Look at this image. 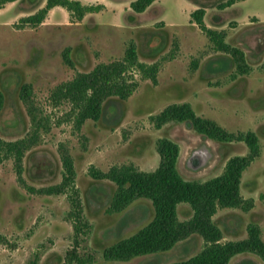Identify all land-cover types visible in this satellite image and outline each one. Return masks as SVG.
<instances>
[{
    "label": "rangeland",
    "instance_id": "rangeland-1",
    "mask_svg": "<svg viewBox=\"0 0 264 264\" xmlns=\"http://www.w3.org/2000/svg\"><path fill=\"white\" fill-rule=\"evenodd\" d=\"M31 1L21 0L15 7L0 9V92L4 95L0 138L4 141L21 139L29 129L19 99L24 84L32 86L37 105L51 116H59L62 109L52 110L48 97L54 87L72 79L76 72H88L98 63L122 59L130 44L141 62L161 63L158 86L142 81L126 102L109 100L107 113L109 106L123 112L116 132L104 130L107 128L101 120L86 122L80 134L73 133L69 125L53 126L42 137L40 146L24 158L23 179L28 186L36 189L53 186L62 179L59 145L68 148L83 214L91 225L88 242L78 251L91 255L93 264H167L184 258L181 252H173L164 254L165 257L142 256L129 262L103 260L106 248L136 234L152 221L154 210L149 201L140 199L123 215L107 214L113 188L107 181H95L88 175L90 166L103 171L95 161H101L105 170L110 161H127L113 166L133 165L140 170L128 161H152L156 152L152 139L157 136L179 142L181 161L201 148L206 153L197 160L208 161L212 156L211 161H224L247 154L242 142L203 140L183 123H169L161 130L154 129L150 123L149 117L159 114L172 100L189 99L193 88L204 80L210 82L213 102L206 110L207 116L202 117L231 134L251 131L257 135L261 153L246 170L244 180L256 193H264V0H249L223 11L217 5L226 0H191L197 4L196 9L201 7L207 12L205 24L223 29L226 43L243 53V62L237 64L230 55L213 50L204 34L190 24L189 7L183 0H159L134 22L128 16L129 3L134 0H110L108 13L94 15L82 25L58 8L48 14L41 26L21 27L15 9L19 7L25 16L30 15L42 5V0L36 4ZM76 1L97 5L98 0ZM215 15L221 16L220 22L212 20ZM66 52L72 66L64 62ZM172 55L174 59L168 61ZM186 82L194 87L186 86ZM261 203L264 205V200ZM68 209L64 196L27 193L16 180L12 160L0 164V235L6 240V244H0V264H31L36 257L37 264H62L73 247L72 226L66 220ZM263 210L264 207L260 209ZM121 219L125 224L118 237Z\"/></svg>",
    "mask_w": 264,
    "mask_h": 264
},
{
    "label": "trees",
    "instance_id": "trees-1",
    "mask_svg": "<svg viewBox=\"0 0 264 264\" xmlns=\"http://www.w3.org/2000/svg\"><path fill=\"white\" fill-rule=\"evenodd\" d=\"M20 0H0V9L7 4ZM157 0H134L130 3L132 22L144 13ZM245 0H226L217 5L223 11ZM37 0L31 1L36 4ZM54 8L65 10L70 19L82 21L87 14L101 12L103 5H83L76 0H45L43 7L34 13L19 19L21 27L36 28L46 20ZM205 9L199 7L190 14V23L194 24L207 38L216 52L230 55L237 64L244 60L243 53L226 43L225 31L208 28L204 22ZM212 20L220 22L221 16L215 15ZM68 66L72 63L63 54ZM173 55L167 60H173ZM161 69L158 61L144 63L139 60L133 44H130L119 60L98 63L88 72H76L72 79L60 83L48 97V106L52 110L62 109L59 116H51L33 98V88L24 84L19 90V99L23 104L29 121V129L24 137L15 141H4L0 138V164L13 161V170L18 184L27 193L37 196H64L68 203L66 220L73 230V247L67 251L62 264H93L91 255L81 254L78 250L88 242L91 225L83 214V206L79 190L76 187V171L73 158L65 145L58 148L62 179L57 185L34 188L28 186L23 179V161L28 152L40 146L42 137L48 134L53 126L69 125L75 134H80L88 121H100L108 129L117 128L123 119V112L110 105L111 98L126 102L139 88L140 82L149 81L157 84ZM244 73V69L238 66ZM4 107V95L0 92V113ZM149 121L156 130L169 123L186 124L198 135L218 143L242 142L248 152L244 156L229 158L223 172L218 177L205 182H188L181 178L176 169L179 147L173 141L163 138L155 143L159 156V165L152 172H142L133 165L113 166L103 172L90 166L88 175L95 181H107L116 187L107 214H118L127 209L133 202L148 200L154 210L151 222L141 228L133 236L120 240L106 248L102 258L106 262H129L142 256L157 255L168 252L179 242L193 235L203 240L202 250L185 261L172 264H229L230 260L240 254H253L264 264V242L260 228L255 224L247 227V238L236 242L222 243V233L213 223L212 217L218 210L240 209L250 211L253 201L245 200L240 195L242 174L260 156L259 139L254 132L231 134L212 120L199 117L187 103L170 104L159 114L150 116ZM264 199V195L260 197ZM187 204L192 210L189 220L180 222L176 208ZM0 244H6L0 235ZM31 264H37V257Z\"/></svg>",
    "mask_w": 264,
    "mask_h": 264
},
{
    "label": "crops",
    "instance_id": "crops-1",
    "mask_svg": "<svg viewBox=\"0 0 264 264\" xmlns=\"http://www.w3.org/2000/svg\"><path fill=\"white\" fill-rule=\"evenodd\" d=\"M157 1H159V0H157ZM157 1H155L148 9H150L152 6H154ZM183 1H184L183 4H187V6L189 7L187 9V13L189 15V22H190V14L192 12H194L198 6L196 3H194L191 0H183ZM248 1L249 0H245L243 2L237 3V4L233 5L230 8H227V9L234 8L238 4H244ZM20 2H21V0L14 2V3H11V4H7L5 7L6 8H8V6H14L15 7ZM110 2H111L110 0H98V1H96L95 4L103 5L104 9L97 14H87L82 19V21H80L76 24L82 25V24H84V22L87 19L92 18V16H94V15H101L104 12L108 13L109 12L108 5H110ZM112 3L118 4V2H112ZM130 3H129V5H130ZM44 4H45V0H42L41 7ZM83 5H92V4L83 3ZM118 5H120V4H118ZM118 5H116V6H118ZM56 9H58V8H54L51 11L56 10ZM15 10L17 11V13H15L16 18L25 17V14L22 13L23 12L22 9L17 7V9H15ZM124 11H125V9H124ZM128 14H130V13H128ZM206 14H207V12L205 13V15ZM141 15H143V13L140 14L139 16H141ZM139 16H138V18H140ZM190 24L195 26L192 23H190ZM206 26L208 28H210L208 25H206ZM238 26L240 27V25H238ZM195 28H197V27L195 26ZM197 30H198V28H197ZM215 30H217V29H215ZM221 30H223V29H219L218 31H221ZM226 37H227V35H226ZM159 74H158V76H159ZM171 76H173V74H171ZM157 80H158V77H157ZM209 83H210L209 81L204 80L202 83H199L194 87V86H192L191 82H186V86L194 87L193 91L191 92L190 98L189 99L180 98L179 100H172V102L166 104L165 106H168L170 104L187 103L191 106L192 110L195 112V114L197 116L206 117L207 116L206 110H207V108H209V106L213 102L212 98L210 96L212 94L211 92H213V91L211 89H209ZM157 86H158V84H157ZM199 94H201L202 97L198 98ZM192 98H193V100H192ZM215 102H216V104L220 103L219 101H215ZM117 128H115L113 130L107 128L104 130L109 131V133H114V132H116ZM161 129H159V130H161ZM201 138L203 140H207V139H204L203 137H201ZM159 139H163V137L157 136V137L152 139V144H153L154 148H155L156 141ZM166 139H169V140L174 142V140L171 138H166ZM174 143H176L179 147V156H178V160L176 163L177 172L183 180L188 181V182H205V181H208V180L213 179L215 177H218L223 172V169H224L227 161L229 160V158H231V157L226 158V160H224V161H211V159H212V156H211L210 159H208V161H202L201 164L198 165L197 167H191L192 164L197 163V161H193L194 159L192 160V158L197 157V155L204 157L206 151L202 148L200 150L196 149L197 151H195V150L192 151L190 153V156L186 159V161H181L183 159L181 146H180L179 142H174ZM232 157H234V156H232ZM95 162L96 163H94V164H96L98 167H100V169H102L103 171H107L108 168L112 167L113 165L121 164V163H124L127 161H110L109 167L106 170L104 169L101 161H95ZM128 162L134 163L136 166L139 167L140 171H142V172H152L159 165V156L154 151L152 161H128ZM188 172H192V173H188ZM245 173H246V171L242 174V177L240 180V195L245 200H248V199L252 200L254 207L248 212H242L239 209H222V210L217 211V213L212 217V221L222 233V237H223L222 241H221L222 243L236 242V241H241V240L246 239L247 238V227L250 224H255L260 228L261 238L264 242V220H263L264 210L260 211V209L261 208L263 209V207H264V205H262V203H261V200H264V199L260 198L262 195H264V193H261V192L256 193L257 191L252 189V187L249 185V183L244 180ZM258 178H260V177H258ZM257 180H260V179H257ZM109 184L113 188L112 192L114 194V192L116 191V187L111 183H109ZM112 196L113 195H111V198H112ZM146 201L148 202V200H146ZM148 204H150V208H151V206H152L151 203L148 202ZM130 207L131 206H129L123 212L118 213V214L119 215L125 214L127 212V210H129ZM176 213H177V218L180 222L187 221L192 216V210H191L190 206L187 204L178 205L176 208ZM120 221H121L120 222L121 225H120V227H117V233L119 234L118 237H120L121 233L123 232L122 231L123 230L122 224H125V223H123L122 219ZM203 244L204 243H203V240L201 237H199L197 235H193L190 238L186 239L185 241H182V242H179L178 244H176L168 252L162 253V256L165 257L164 254H171L173 252H179V253L181 252V254L184 258H182L181 260H174V261H172V263L185 261V260H188L189 258L195 256L196 254H198L202 250ZM158 260L161 261L162 259H158ZM158 260L155 263H158ZM172 263H167V264H172ZM229 264H262V263L257 256H255L253 254L246 253V254H240V255L233 257L230 260Z\"/></svg>",
    "mask_w": 264,
    "mask_h": 264
},
{
    "label": "water",
    "instance_id": "water-1",
    "mask_svg": "<svg viewBox=\"0 0 264 264\" xmlns=\"http://www.w3.org/2000/svg\"><path fill=\"white\" fill-rule=\"evenodd\" d=\"M197 158H201V156H198L197 155V157H194V161H197V163L196 164H192L191 165V167H197L198 165H200L201 164V162L203 161V160H197Z\"/></svg>",
    "mask_w": 264,
    "mask_h": 264
},
{
    "label": "flooded vegetation",
    "instance_id": "flooded-vegetation-1",
    "mask_svg": "<svg viewBox=\"0 0 264 264\" xmlns=\"http://www.w3.org/2000/svg\"><path fill=\"white\" fill-rule=\"evenodd\" d=\"M194 159V157L192 158V160ZM194 161V160H193Z\"/></svg>",
    "mask_w": 264,
    "mask_h": 264
}]
</instances>
